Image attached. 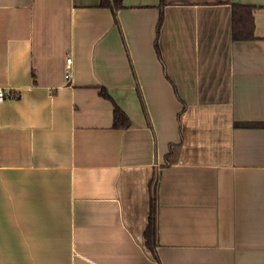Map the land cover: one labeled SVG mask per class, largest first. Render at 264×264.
<instances>
[{
  "label": "crops",
  "instance_id": "0c3cea01",
  "mask_svg": "<svg viewBox=\"0 0 264 264\" xmlns=\"http://www.w3.org/2000/svg\"><path fill=\"white\" fill-rule=\"evenodd\" d=\"M0 89V264H264V0H0Z\"/></svg>",
  "mask_w": 264,
  "mask_h": 264
},
{
  "label": "trees",
  "instance_id": "16d2710c",
  "mask_svg": "<svg viewBox=\"0 0 264 264\" xmlns=\"http://www.w3.org/2000/svg\"><path fill=\"white\" fill-rule=\"evenodd\" d=\"M100 5L103 7H109L113 11L115 16V11L121 6V0H100ZM116 21V18H115ZM251 37V36H249ZM101 94L107 97L104 89H101ZM113 124L116 128H125L129 126V119L123 111L115 107L113 113ZM145 240L147 248L155 256V216L153 206H151V211L149 215V224L145 232Z\"/></svg>",
  "mask_w": 264,
  "mask_h": 264
},
{
  "label": "built area",
  "instance_id": "2783aa9c",
  "mask_svg": "<svg viewBox=\"0 0 264 264\" xmlns=\"http://www.w3.org/2000/svg\"><path fill=\"white\" fill-rule=\"evenodd\" d=\"M70 63H71V58L67 57L66 58V71H67L68 76L70 73ZM16 96L17 95L15 93H12V92L5 93L2 89H0V101H2L3 99H6V98H13Z\"/></svg>",
  "mask_w": 264,
  "mask_h": 264
}]
</instances>
